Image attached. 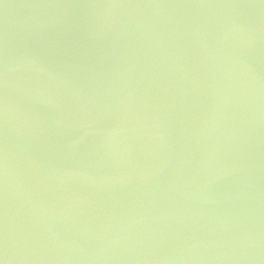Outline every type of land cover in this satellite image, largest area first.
<instances>
[{"label": "water", "instance_id": "95a60500", "mask_svg": "<svg viewBox=\"0 0 264 264\" xmlns=\"http://www.w3.org/2000/svg\"><path fill=\"white\" fill-rule=\"evenodd\" d=\"M0 264H264V0H0Z\"/></svg>", "mask_w": 264, "mask_h": 264}]
</instances>
